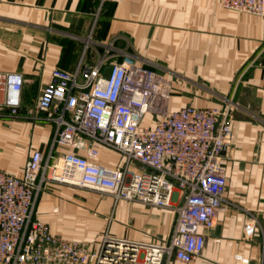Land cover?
<instances>
[{
	"label": "crops",
	"instance_id": "obj_1",
	"mask_svg": "<svg viewBox=\"0 0 264 264\" xmlns=\"http://www.w3.org/2000/svg\"><path fill=\"white\" fill-rule=\"evenodd\" d=\"M114 38L117 50L104 72L133 58L171 79L170 110L230 107L232 138L223 162L232 204L204 231V250L192 264H264V15L220 0H0V72L24 77L17 114L0 89V168L20 175L30 148L45 161L65 150L53 147L56 124L36 110L39 97L56 67L74 71L81 62L97 63ZM97 161L119 165L122 156L100 146ZM37 197L35 217L54 234L94 227L156 242L174 222L170 208L115 201L70 184L44 182Z\"/></svg>",
	"mask_w": 264,
	"mask_h": 264
},
{
	"label": "built area",
	"instance_id": "obj_2",
	"mask_svg": "<svg viewBox=\"0 0 264 264\" xmlns=\"http://www.w3.org/2000/svg\"><path fill=\"white\" fill-rule=\"evenodd\" d=\"M220 1L264 15V0ZM116 41L104 44L97 63L81 62L74 71L56 67L39 97L36 110L56 124L53 147L65 150L45 161L41 151L30 148L20 175L0 168V264H192L204 250V231L232 204L223 162L232 138L230 107L170 110L171 79L133 58L104 72ZM23 84L21 73L0 72L4 103L13 114L21 106ZM149 113L155 118L146 125ZM100 146L119 152L121 163L98 162ZM47 181L109 194L115 201L170 208L171 231L156 242L106 234L98 249L60 237L35 217Z\"/></svg>",
	"mask_w": 264,
	"mask_h": 264
},
{
	"label": "rangeland",
	"instance_id": "obj_3",
	"mask_svg": "<svg viewBox=\"0 0 264 264\" xmlns=\"http://www.w3.org/2000/svg\"><path fill=\"white\" fill-rule=\"evenodd\" d=\"M154 118H155L154 114L149 113L146 116V125H149L151 122H153ZM57 232L58 233H55V234L60 236V237H64V235H66V236H70L73 238L85 239V241H87L89 243L90 247L93 249L99 248L100 242L102 241L103 237L106 235V234L104 235L103 231H101L100 234L103 233V235L101 236L99 233H97V231L94 227L89 228L88 230H84V231L68 230V231H66V233H64L63 231H57Z\"/></svg>",
	"mask_w": 264,
	"mask_h": 264
}]
</instances>
